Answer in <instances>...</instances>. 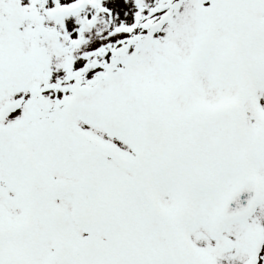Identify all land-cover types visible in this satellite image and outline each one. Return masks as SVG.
Instances as JSON below:
<instances>
[{
	"label": "snow or ice",
	"instance_id": "snow-or-ice-1",
	"mask_svg": "<svg viewBox=\"0 0 264 264\" xmlns=\"http://www.w3.org/2000/svg\"><path fill=\"white\" fill-rule=\"evenodd\" d=\"M0 264H264V0H0Z\"/></svg>",
	"mask_w": 264,
	"mask_h": 264
}]
</instances>
